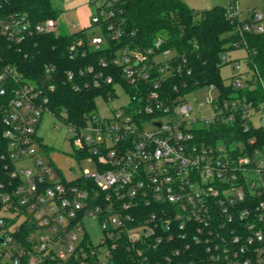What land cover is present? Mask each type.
Returning <instances> with one entry per match:
<instances>
[{
    "label": "built area",
    "instance_id": "2783aa9c",
    "mask_svg": "<svg viewBox=\"0 0 264 264\" xmlns=\"http://www.w3.org/2000/svg\"><path fill=\"white\" fill-rule=\"evenodd\" d=\"M126 1L104 0L90 26L75 31L97 27L101 34L79 38L72 58L85 57L86 45L109 52L98 68L70 69L66 79L76 91L99 88L109 104L122 95L127 102L109 114L97 108L76 125L50 105L56 63L43 65L53 80L39 79L9 59L34 35H58L59 17L34 22L0 0V264H264V145L249 136L264 126V100L224 97L197 79L191 85L187 56L164 49L162 33L150 46L129 41L112 52L111 42L128 37ZM248 13L236 25L237 47H247L246 34L264 32V12ZM226 15L239 21L237 4ZM257 82L264 91V78L248 67L226 84L246 90ZM204 88L217 91L206 98L207 117L194 114ZM46 113L69 125L77 155L96 171L56 179L57 167L39 150ZM211 126L234 131L213 140L203 132ZM91 218L103 231L97 244L86 227Z\"/></svg>",
    "mask_w": 264,
    "mask_h": 264
},
{
    "label": "trees",
    "instance_id": "16d2710c",
    "mask_svg": "<svg viewBox=\"0 0 264 264\" xmlns=\"http://www.w3.org/2000/svg\"><path fill=\"white\" fill-rule=\"evenodd\" d=\"M234 4H237V0H232L229 6ZM229 6L215 5L195 12L182 0H127L123 7L128 19V37L122 42H111V50L115 52L129 41L150 46L160 33H167L168 41L163 48H171L187 56L193 70V75L189 78L191 85L192 79H197L202 84L214 83L222 90L224 97L246 96L248 100L258 104L264 100V91L259 82L253 89L235 90L227 86L220 74L222 66L228 62L222 61V54L227 50L226 44L236 43L241 39L236 32V25L240 21L233 23L227 18ZM11 7L28 13L34 22L58 18L60 15L50 0H11ZM89 31L87 29L70 35L37 34L24 43L21 52L9 51L12 55H9V59L16 61L25 75L31 78L53 80V77L49 78L44 74L43 65L45 62L57 64L58 71L54 75L55 90L50 105L58 117L64 116L68 123L76 125L84 124L86 115L97 110V100L102 90L91 87L76 91L67 81L66 72L88 65L98 68L101 58L109 52L106 47L95 50L86 45L85 57L81 54L71 57V45L79 38L87 39ZM245 39L248 50L246 63L252 72L259 73L264 78V32L248 33ZM182 78L183 76L169 80L167 84H179ZM232 131V126L220 129L211 126L203 132L216 140L232 134ZM255 135L259 144L264 145V126L253 128L249 132V136ZM43 146L47 148L45 144Z\"/></svg>",
    "mask_w": 264,
    "mask_h": 264
},
{
    "label": "rangeland",
    "instance_id": "374dc122",
    "mask_svg": "<svg viewBox=\"0 0 264 264\" xmlns=\"http://www.w3.org/2000/svg\"><path fill=\"white\" fill-rule=\"evenodd\" d=\"M90 5V14H94L97 8L102 5L104 0H88ZM188 6L193 8L195 12H201L202 10L209 9L215 5L229 6L232 0H182ZM54 9L59 10V20L60 26L58 29L61 35H70L77 30H80L87 22L81 20L84 16L85 10L73 11V8L66 9L69 0H50ZM88 9V8H87ZM249 10H255L258 12L264 11V0H237V13L239 21H243L248 16ZM88 13V12H87ZM88 13V14H89ZM75 24V27H72ZM93 30V31H92ZM89 31V36H94V34H101L100 28L94 27ZM167 35V33H162ZM227 50L225 53L228 55V62L222 66L220 74L225 80V83H230L232 76L248 69L247 67V57L248 50L245 46L237 47L233 42L226 44ZM174 52L171 51V54ZM164 55H160L159 59H164ZM236 62L240 63V68H236ZM196 100L198 108L194 114L207 117L212 114V109L209 104L206 103L207 97H214L217 95V91H211L207 88L199 90L196 92ZM127 102V97L122 95L120 99H115L112 103H107L104 99L99 98L97 100L98 109L103 114H109L110 109L117 108L121 104ZM194 102V101H193ZM264 111V110H263ZM201 112V113H200ZM264 114V113H263ZM259 116H255V124H259ZM146 128L151 127L149 123L145 125ZM38 135L43 139L46 149L42 145L39 147L40 155L49 163L56 166L55 169L56 179L65 178L67 180H72L77 176L81 175L85 169L90 172L96 171V163L89 160L88 158H81L77 155V146L72 141L75 137V132L61 119L54 117L53 115L46 113L40 126L37 129ZM29 163V162H27ZM86 227L88 235L94 244L99 242L100 237L103 234L101 225L96 218H91L86 221Z\"/></svg>",
    "mask_w": 264,
    "mask_h": 264
},
{
    "label": "crops",
    "instance_id": "0c3cea01",
    "mask_svg": "<svg viewBox=\"0 0 264 264\" xmlns=\"http://www.w3.org/2000/svg\"><path fill=\"white\" fill-rule=\"evenodd\" d=\"M89 3H91L90 1H88V0H69V3L67 4V10L68 9H70V8H73V11H81L82 9H86L85 11V14H84V16L83 17H81V20L82 21H84L85 19V21L87 22V24L86 25H84V27H89L90 26V24H91V17H92V14H90L91 13V11H90V5H89ZM88 8V9H87ZM89 14H88V13ZM248 17V16H247ZM84 27H82V28H84Z\"/></svg>",
    "mask_w": 264,
    "mask_h": 264
}]
</instances>
